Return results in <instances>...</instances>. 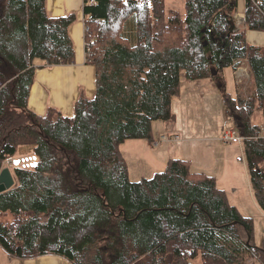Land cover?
Here are the masks:
<instances>
[{
  "label": "trees",
  "instance_id": "trees-1",
  "mask_svg": "<svg viewBox=\"0 0 264 264\" xmlns=\"http://www.w3.org/2000/svg\"><path fill=\"white\" fill-rule=\"evenodd\" d=\"M47 0H0V172L20 145L33 144V168H11L0 193V245L20 257L56 253L74 264H257L264 246L253 222L232 205L215 176L171 157L152 178L133 181L120 150L152 139L154 120H170L173 97L188 79L214 78L241 124L249 175L264 212V0H185V16L165 0H83L86 62L97 70L92 97L72 114L29 106L39 67L75 62L69 33L75 13L52 16ZM41 59L42 65L36 64ZM252 72L249 94L225 90L224 67ZM218 70L216 75L212 70ZM261 111L263 124L252 116Z\"/></svg>",
  "mask_w": 264,
  "mask_h": 264
},
{
  "label": "rangeland",
  "instance_id": "rangeland-1",
  "mask_svg": "<svg viewBox=\"0 0 264 264\" xmlns=\"http://www.w3.org/2000/svg\"><path fill=\"white\" fill-rule=\"evenodd\" d=\"M138 1L142 2L143 0ZM166 2L167 9H176L185 16L184 0H166ZM241 26H244L243 22ZM247 31L264 34V30L247 29ZM40 60L36 59V62ZM245 65L249 75H246V79L238 86L243 96L249 94V87L253 83L252 72L248 65ZM222 75L225 90L235 94L236 74L234 69L231 66L224 67ZM220 84L212 77L197 80L188 79L185 70L182 69L181 93L178 95L180 98L175 97L173 101L174 117L170 120H154L152 139H127L121 143L120 150L127 162L129 177L133 181L152 178L155 173L166 168L171 157H181L192 161L193 172L207 173L213 170L219 177L217 184L225 189L229 202L238 208L243 217L249 218L253 222L254 242L257 246L263 247L264 212L254 195L244 141L241 144L232 143L226 142L222 138L227 123L234 126L239 135H241V129L224 103L223 88ZM189 86L195 90L193 98V92L188 93ZM217 96L218 105L215 99ZM184 100L186 104L181 105ZM193 101L197 103L196 108L190 109ZM193 110L194 116H191ZM261 115V111L257 110L252 119L260 121ZM176 136L178 139H175ZM163 137L168 139L162 140ZM165 148H168L171 154L165 155ZM240 155L245 157V161H239ZM8 161L7 164L10 168L14 166L33 168L38 161L34 145H20L16 154ZM10 218L9 214L0 217L1 220ZM194 262L199 264L200 258H195Z\"/></svg>",
  "mask_w": 264,
  "mask_h": 264
},
{
  "label": "crops",
  "instance_id": "crops-1",
  "mask_svg": "<svg viewBox=\"0 0 264 264\" xmlns=\"http://www.w3.org/2000/svg\"><path fill=\"white\" fill-rule=\"evenodd\" d=\"M46 3L47 9L52 16H64L69 13H75L77 16V19L69 27V33L75 48V62L71 64H59L53 67H39L29 97V106L34 111L41 114L45 113L50 106H53L61 110L63 113L70 115L74 111V103L80 94L92 97L97 88L96 67L94 64L86 62V16L83 11V0H47ZM165 5L167 6L166 0ZM245 8L246 0H238L236 14L245 16ZM246 38L249 43L264 45V34L249 32L246 30ZM43 63L42 60L36 62L37 65H42ZM192 92L193 98L195 90L189 86L188 93ZM175 97L180 98V96H174L173 101ZM215 99L218 105V96ZM184 104H186L185 100L181 105ZM196 104L197 103L193 101L190 105V109L196 108ZM191 116H194V110L191 111ZM260 117V121H254V119H252L253 122L263 124L262 115ZM167 154L171 153L168 148H165V155ZM207 173L214 175L219 182V177L213 172V170ZM0 264L74 263L66 257L56 253H46L33 257H20L9 253L0 245Z\"/></svg>",
  "mask_w": 264,
  "mask_h": 264
},
{
  "label": "built area",
  "instance_id": "built-area-1",
  "mask_svg": "<svg viewBox=\"0 0 264 264\" xmlns=\"http://www.w3.org/2000/svg\"><path fill=\"white\" fill-rule=\"evenodd\" d=\"M236 15V27L240 28L242 22H244V15H242V18L240 16V14H235ZM249 68V67H248ZM235 74H236V82L242 83L244 79H246V75H249L248 70L246 68L245 63L243 62L241 65H239L235 70H234ZM260 134L262 136H264V125L261 126L260 128ZM222 138L226 141V142H232V143H245V139L246 137L243 136L242 134L239 135L237 134L234 126H231L230 124H226L224 131H223V135ZM167 137H163L162 140H167ZM175 139H178V136L175 137ZM239 161H245V157L244 156H239L238 157ZM255 255L253 256L252 259H255V262L257 264H264V261H262L260 258H254Z\"/></svg>",
  "mask_w": 264,
  "mask_h": 264
},
{
  "label": "water",
  "instance_id": "water-1",
  "mask_svg": "<svg viewBox=\"0 0 264 264\" xmlns=\"http://www.w3.org/2000/svg\"><path fill=\"white\" fill-rule=\"evenodd\" d=\"M218 70L213 69L212 74L216 75ZM221 86V84H220ZM241 127V124H238ZM15 184V178L9 166H5L0 172V193L8 190Z\"/></svg>",
  "mask_w": 264,
  "mask_h": 264
},
{
  "label": "bare ground",
  "instance_id": "bare-ground-1",
  "mask_svg": "<svg viewBox=\"0 0 264 264\" xmlns=\"http://www.w3.org/2000/svg\"><path fill=\"white\" fill-rule=\"evenodd\" d=\"M242 17V15H240Z\"/></svg>",
  "mask_w": 264,
  "mask_h": 264
}]
</instances>
